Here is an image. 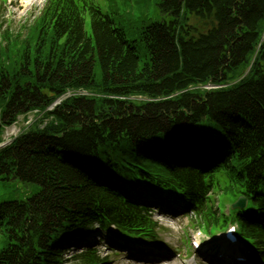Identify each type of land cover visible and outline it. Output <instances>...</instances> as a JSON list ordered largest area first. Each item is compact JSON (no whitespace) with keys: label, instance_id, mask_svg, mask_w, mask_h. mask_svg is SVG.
I'll return each mask as SVG.
<instances>
[{"label":"trees","instance_id":"obj_1","mask_svg":"<svg viewBox=\"0 0 264 264\" xmlns=\"http://www.w3.org/2000/svg\"><path fill=\"white\" fill-rule=\"evenodd\" d=\"M113 3L47 0L24 32L0 31V144L68 90L96 96L70 99L0 151V185L35 186L0 203V264H67L68 242L103 230L163 246L152 213L120 193L131 184L187 201L194 228L225 226L217 197H247L233 217L264 258V0H156L167 19L151 23L129 10L144 2L122 0L143 67ZM71 262L110 259L87 250Z\"/></svg>","mask_w":264,"mask_h":264},{"label":"rangeland","instance_id":"obj_2","mask_svg":"<svg viewBox=\"0 0 264 264\" xmlns=\"http://www.w3.org/2000/svg\"><path fill=\"white\" fill-rule=\"evenodd\" d=\"M47 0H6L5 3L0 4V31H4L6 29H11L14 33L22 32L23 27H27L32 25L35 19L40 15L41 10L43 9ZM97 3L103 8L104 12L108 11L109 8V0H96ZM144 2V9H139L134 7V5L129 8V10L136 11L138 14L143 13L144 20L146 23L158 22L161 20L167 19L166 15L161 12V9L156 3V0H141ZM117 2L119 4H117ZM122 0H114L113 7L114 9H118L121 17H116V22L118 27H122L126 29V35L129 41L135 42V46L138 49L140 58H141V67L144 66L147 61L148 53L142 42L139 41V28L140 25L129 26L128 19L124 15L122 9ZM135 20H137L135 18ZM196 24L197 21L195 22ZM91 32V28H88ZM24 32V31H23ZM24 122L18 121L16 125L11 128L6 129L3 140L4 143L9 141V137L14 139L19 136L24 129ZM14 135V136H11ZM4 145V144H3ZM2 147V146H0ZM1 196L3 198H10V193L12 191L11 186L2 184L0 186ZM138 190H142V187H139ZM35 192V186L29 185L23 182H19L16 186V194L27 196L31 195ZM225 202L223 203L224 207ZM155 220L159 222V233L160 237L163 240V245L173 253L181 252L182 258L173 257L174 260L166 261L162 264H198V256L194 257L193 254H188L189 247L184 244V240H192L193 235L197 233L196 229L191 226L190 220L187 219V215L180 216H171V215H162L160 212L156 213ZM106 236L103 238L105 239ZM205 248L212 247L215 245H222V241L219 239V236L215 239L203 238ZM107 245L97 246L94 249H99L102 253L103 257H106L111 251L108 252ZM89 248V247H88ZM85 250L87 247L84 248ZM78 250H72L70 254H68V259L70 263L72 259H69L70 256L77 254ZM83 251H81L82 253ZM111 264H138L133 263L131 260H125L122 257L117 258L111 255Z\"/></svg>","mask_w":264,"mask_h":264},{"label":"water","instance_id":"obj_3","mask_svg":"<svg viewBox=\"0 0 264 264\" xmlns=\"http://www.w3.org/2000/svg\"><path fill=\"white\" fill-rule=\"evenodd\" d=\"M236 207H239V208H245L246 207V200L245 199H241L238 203H237V205H236Z\"/></svg>","mask_w":264,"mask_h":264},{"label":"bare ground","instance_id":"obj_4","mask_svg":"<svg viewBox=\"0 0 264 264\" xmlns=\"http://www.w3.org/2000/svg\"><path fill=\"white\" fill-rule=\"evenodd\" d=\"M92 241V240H91ZM91 241H89V242H91Z\"/></svg>","mask_w":264,"mask_h":264}]
</instances>
